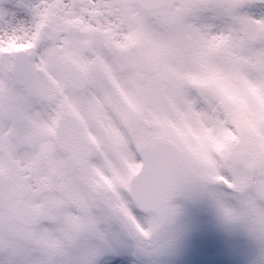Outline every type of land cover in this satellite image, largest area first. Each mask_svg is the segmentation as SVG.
<instances>
[{"label": "flooded vegetation", "instance_id": "1", "mask_svg": "<svg viewBox=\"0 0 264 264\" xmlns=\"http://www.w3.org/2000/svg\"><path fill=\"white\" fill-rule=\"evenodd\" d=\"M205 3L182 0L173 18L193 7L199 15ZM164 12H146L135 0L119 5L65 0L59 6L63 28L56 27L60 40L51 53H36L40 44L33 45L27 28L1 23L0 211L66 212L77 221L95 222L98 238H110L117 253L101 254L97 264H257L260 241L245 221L228 220L238 214L236 185L226 182L220 196L206 191L205 202L195 207L173 200L177 221L172 225L161 224L158 215L137 207L130 196V178L142 161L140 147L161 137L178 143L166 132L160 104L145 107V84L156 83L153 60L149 74L137 60V51H144L146 16L156 23ZM47 24L39 36H54L51 21ZM68 61L83 70V84L66 82ZM29 66L41 68L54 90L39 95L19 83L14 69L26 73ZM251 168L256 169L253 161ZM181 207L190 210L187 220L179 218ZM181 234L190 236L188 252L162 254L170 242L176 251L182 249L183 242H175Z\"/></svg>", "mask_w": 264, "mask_h": 264}, {"label": "rangeland", "instance_id": "2", "mask_svg": "<svg viewBox=\"0 0 264 264\" xmlns=\"http://www.w3.org/2000/svg\"><path fill=\"white\" fill-rule=\"evenodd\" d=\"M64 1L0 0V18L9 27L33 33L34 45L40 44L36 53H51L60 40L56 27L63 28L59 6ZM206 1L209 3L200 16L189 10L172 23L162 19L161 30L155 31L157 26L148 20L146 53L158 65L163 79L170 80L162 83L167 104H161V115L162 123L169 126L166 132L177 136L200 174L209 179L222 177L239 189L247 181L244 174L252 170V161L256 169L264 165V23L242 15L248 11L244 7L248 0H228L227 4ZM41 20V33L51 21L54 36H37ZM177 23L182 31L179 42L191 40L196 33L199 38L204 34L203 41L176 47L173 30ZM207 191H217L220 196L219 191L226 190L217 180L209 183ZM180 210L179 218L187 220L190 210ZM261 260L264 255L258 264Z\"/></svg>", "mask_w": 264, "mask_h": 264}, {"label": "snow or ice", "instance_id": "3", "mask_svg": "<svg viewBox=\"0 0 264 264\" xmlns=\"http://www.w3.org/2000/svg\"><path fill=\"white\" fill-rule=\"evenodd\" d=\"M244 7L248 9L244 17L264 23V0H248ZM244 175L247 181L233 190L240 201L238 214H229L228 220L245 221L251 235L264 245V165ZM97 231L95 222L77 221L66 212L0 211V264H97L101 254H117L110 247L113 241H101Z\"/></svg>", "mask_w": 264, "mask_h": 264}, {"label": "water", "instance_id": "4", "mask_svg": "<svg viewBox=\"0 0 264 264\" xmlns=\"http://www.w3.org/2000/svg\"><path fill=\"white\" fill-rule=\"evenodd\" d=\"M145 1L148 2V0ZM174 1L175 0H161L160 2L163 5H171ZM32 86L41 93L45 91L42 83L39 84L37 82H32ZM153 165H155V170L152 168L148 169V166H146V169L144 170L146 175L145 180L148 182H154L155 179H157L159 176H163V178L161 179V183L156 186V191H162L156 194L157 198L161 196L164 199V197L166 196L167 198L165 199L167 200L168 198H170L169 196H171L172 191H195L193 192V194H190L189 197L193 195V197L198 198V193L200 194V191H204L203 180L196 176L195 173L186 169L181 159H179L177 162L171 163L174 169L177 166L176 168L181 175L180 179H175L172 175H170L171 168L169 163L162 161L161 159H156ZM164 174L166 175V177H164ZM180 196L184 197V194H181ZM145 197V199H148L147 195ZM147 202L148 201L146 200L144 201L145 204Z\"/></svg>", "mask_w": 264, "mask_h": 264}]
</instances>
